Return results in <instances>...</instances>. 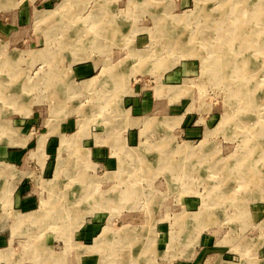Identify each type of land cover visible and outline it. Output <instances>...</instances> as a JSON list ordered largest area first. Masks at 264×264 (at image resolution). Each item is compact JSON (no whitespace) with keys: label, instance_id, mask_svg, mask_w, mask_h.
<instances>
[{"label":"rangeland","instance_id":"374dc122","mask_svg":"<svg viewBox=\"0 0 264 264\" xmlns=\"http://www.w3.org/2000/svg\"><path fill=\"white\" fill-rule=\"evenodd\" d=\"M218 2L0 0V93L22 98L0 95V264H264V21L246 24L244 70H220L217 27L236 24ZM95 16L118 35L92 42ZM180 18L194 52L168 54ZM84 66L95 77L76 79ZM136 95L172 111L138 112Z\"/></svg>","mask_w":264,"mask_h":264},{"label":"bare ground","instance_id":"6f19581e","mask_svg":"<svg viewBox=\"0 0 264 264\" xmlns=\"http://www.w3.org/2000/svg\"><path fill=\"white\" fill-rule=\"evenodd\" d=\"M3 1V0H2ZM230 1V2H229ZM246 1H252L251 2V6H252V13L256 14V16H247V19H244L243 15L245 14V7H246ZM227 2H229V6H230V10L226 13L227 15H229V19H231L232 23L231 24H236V27L234 28H223V24L220 25L219 27H217V31L219 39L220 40H224L225 42H227L231 47L228 48L229 50V55L228 57L230 59H224V58H217L216 61H214L216 63V65L218 66V69L222 70L223 68L225 69L226 66L228 65L229 62H236V69H243L245 68V62L247 61L246 59H241L240 56L242 54H245L246 52H248L253 45V40L250 42V39H248V27L246 26V24L248 26H250L251 24H253L254 20H257L256 24L258 25V27L262 26L263 21H264V0H219L218 2V7H223ZM245 3V4H244ZM250 3V2H248ZM226 8V7H224ZM211 12V11H210ZM215 12V11H214ZM220 12V11H219ZM100 13V12H99ZM221 13V12H220ZM100 16V15H99ZM207 16V15H206ZM105 16H101V17H97L95 16L94 18V27L91 26L89 28V31L87 33L91 34V41L93 42V40L96 41H101V40H106L108 39V37L105 36L106 32L109 31L111 34H116L117 30L115 27V29L111 28V26L109 27L108 24L113 22L112 19H105ZM159 20V19H158ZM210 20V19H209ZM176 22V21H175ZM178 24H181L182 26L180 27V29H175L173 27V29L171 28V30L168 32V44L166 45L169 52L168 54H172L173 51H178V53H185V54H191L192 52H194V48H187L191 43L195 44L194 41L196 40V36L195 34H193L192 32L188 33L187 31V26L186 24L190 23V21H188V19H184V18H180L177 20ZM162 23V22H161ZM210 23V22H209ZM212 23V22H211ZM121 24V22L119 23ZM207 24V23H206ZM172 25V24H171ZM177 25V24H176ZM121 26V25H120ZM175 26V25H174ZM231 26V25H230ZM111 28V29H110ZM118 28V27H117ZM205 31V30H203ZM86 33V34H87ZM118 35V34H116ZM187 35V38L189 40V43H186L185 47H182L181 44V40L182 38H184V36ZM254 36L257 35L259 38L262 37V29L260 28L256 33L253 34ZM88 36V35H87ZM113 36V35H112ZM114 37V36H113ZM118 37V36H117ZM185 39V38H184ZM253 39V38H252ZM262 39V38H261ZM90 41V40H89ZM186 41V40H184ZM82 43V42H81ZM110 43V42H109ZM94 44V43H93ZM227 44V45H228ZM90 45V44H89ZM103 45V44H102ZM100 46V45H99ZM111 46V45H110ZM224 47V46H223ZM104 50V49H103ZM199 50V49H198ZM213 50V49H212ZM222 52V51H221ZM261 52V51H259ZM196 53V52H195ZM209 53V52H208ZM159 54V53H158ZM201 54V53H200ZM232 54V55H231ZM133 55V54H132ZM225 55V53H224ZM223 56V54L221 55V57ZM133 57V56H132ZM188 57V56H187ZM149 58V57H147ZM157 58V57H156ZM146 59V58H145ZM208 59V58H207ZM143 61V60H142ZM161 62V58H159L155 63L154 67H157V64ZM209 62V61H208ZM212 62V60H211ZM121 63V62H120ZM221 63V64H219ZM213 66V65H211ZM211 68V67H210ZM7 69V68H6ZM108 69V68H107ZM8 70V69H7ZM244 70V69H243ZM113 71V70H112ZM205 71V70H204ZM109 72V71H108ZM1 73V72H0ZM21 73V72H20ZM111 73V72H110ZM6 74V73H5ZM1 76V75H0ZM227 75H223L221 77H226ZM13 77V75H12ZM115 77H117V75H115ZM6 78V77H5ZM7 79V78H6ZM12 80V79H11ZM2 81V80H1ZM2 83V82H1ZM4 83V82H3ZM2 83V84H3ZM9 83V82H8ZM21 83V82H20ZM1 84V85H2ZM68 84V83H67ZM26 85V84H24ZM4 86V85H3ZM17 89V88H16ZM9 91V90H7ZM256 91V90H255ZM252 91L251 94H255ZM28 92V91H27ZM5 93V92H4ZM4 93H0L1 98L4 100V102L6 103H12V104H16L17 102L21 103V96H18V99H16L17 101H15L12 97H8V96H4ZM19 94V93H18ZM7 95V94H6ZM20 95V94H19ZM2 102V100H1ZM14 102V103H13ZM226 119V118H225ZM222 123V122H221ZM3 125V124H2ZM6 130V129H5ZM75 137V136H74ZM76 138L75 143H76ZM72 142V141H71ZM65 143V142H64ZM71 143L66 142V146L69 145ZM188 149V148H187ZM184 151V150H183ZM235 157V156H234ZM178 169V167H177ZM253 179V178H252ZM92 190V188H91ZM5 191V190H3ZM2 191V192H3ZM127 191V190H126ZM92 192V191H91ZM94 192V191H93ZM6 193V192H5ZM123 194V193H122ZM211 195V194H210ZM222 196V195H221ZM235 197V196H234ZM95 198V197H94ZM124 198V197H123ZM233 198V197H232ZM117 199V197H116ZM115 199V200H116ZM114 200V201H115ZM120 201V200H119ZM236 201V200H235ZM47 204V203H46ZM47 207V206H46ZM44 208V210H47V208ZM43 212V211H42ZM205 214V213H204ZM31 217V216H30ZM193 217V216H192ZM34 219V218H33ZM83 219V218H82ZM208 219V218H207ZM209 220V219H208ZM185 221V220H184ZM22 222V221H21ZM127 228V227H126ZM111 231V230H110ZM108 234V233H107ZM111 237V236H110Z\"/></svg>","mask_w":264,"mask_h":264},{"label":"crops","instance_id":"0c3cea01","mask_svg":"<svg viewBox=\"0 0 264 264\" xmlns=\"http://www.w3.org/2000/svg\"><path fill=\"white\" fill-rule=\"evenodd\" d=\"M45 1V0H44ZM185 69L189 70L192 69V66H190L189 64L184 66ZM184 69V68H183ZM93 69L91 68V66H84V67H78L75 70V78L76 79H91L93 77ZM180 72V71H179ZM135 110H137L138 112H156L158 109L160 110L161 113L164 114V116H162L163 118H166V115L172 111V104L170 102H168L167 98L165 99L164 102H160L159 104H156L153 102L152 98L149 97H142V96H134L133 99L131 100ZM160 107V108H159ZM186 133L188 138L190 139H196L199 138L200 136V129L199 128H189L186 129ZM128 142L131 145H136L139 143V137L136 136L135 133H131L128 136ZM108 143V141H107ZM96 146V144H93L92 148ZM99 152V157L101 160L107 158V151L105 149H103L102 147L98 150ZM16 152L12 151V150H6L5 152V157L6 159H9L10 161H15L18 160L15 154ZM20 158L22 159L23 156L21 155ZM109 160V158H108ZM112 161H107V164H110ZM174 167V166H173ZM177 168V167H176ZM20 202L22 204L25 203H30V200H24L23 197H19V199H17V203ZM94 222H98L97 220H95ZM5 226H2L0 224V247L6 246L8 243V239H11L12 237H14L13 235V231L12 228H9L10 226H8V223L4 224ZM96 228L93 227V225H90V227L88 226L85 230H83L80 235L81 238H88L92 236V233L95 232ZM82 264H98L99 263V259L97 258L96 255H94V253H91L90 256H86L83 257L82 259H80Z\"/></svg>","mask_w":264,"mask_h":264}]
</instances>
